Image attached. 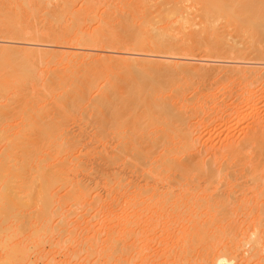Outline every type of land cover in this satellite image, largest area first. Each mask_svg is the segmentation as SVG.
<instances>
[{
	"label": "bare ground",
	"instance_id": "6f19581e",
	"mask_svg": "<svg viewBox=\"0 0 264 264\" xmlns=\"http://www.w3.org/2000/svg\"><path fill=\"white\" fill-rule=\"evenodd\" d=\"M0 34L67 45L0 40V264H264V70L183 63L264 61V0H0Z\"/></svg>",
	"mask_w": 264,
	"mask_h": 264
},
{
	"label": "rangeland",
	"instance_id": "374dc122",
	"mask_svg": "<svg viewBox=\"0 0 264 264\" xmlns=\"http://www.w3.org/2000/svg\"><path fill=\"white\" fill-rule=\"evenodd\" d=\"M0 40H2V41H3L2 43L5 44V45H9V46H10V44H11V45H14V46H16V47H22V48H23V47H24V48H25V47H29L28 45L35 46V45H33L34 43L42 44V48L46 47L45 49H48V48H49L50 50H51V49L53 50V47H54L55 50H57L59 47H60L59 49L62 48V50H63L64 48L67 47V45H65V46H64V45H63V46H62V45H61V46H60V45H59V46H56V45H54V43H53V44H52L51 42L48 43L47 41H45V43L41 41V42H29L30 44H27V42H26L27 40H26V41H23V40H19V39H16L15 43L12 44L11 42H9V39H8L7 37L3 36L2 34H0ZM15 44H16V45H15ZM25 45H26V46H25ZM55 47H56V48H55ZM84 48H85V49H84ZM86 49H87L89 52H90V51H91V52L94 51L93 53H94L95 55L97 54V55H106V56L117 55V54H116L117 52H122V51H123L122 49H118V48L113 49V50H112V49H106V48H105V49H104V48H97V49H99V50L92 48V49H93V50H92V49H90L88 46H86V47L83 46V47L81 48V50H84V51H85ZM87 50H86V51H87ZM110 50H111V51H110ZM124 51H125V50H124ZM152 54H153V55H152ZM159 54H160V53H154V51H153V52H151V55H152V56H149V57H152V58L154 59V57H155V58H159L158 56L165 55L164 53H161L160 55H159ZM186 57H187L188 59H184V60L181 59V60H179V61H181V62L184 61L183 63H187V65L189 64V65H193V66L195 65V66H196V65H198V64H201V62L204 60V61H203V62H204L203 65H205L207 68H213V69H214V67L216 66V68H215L216 70L219 69L218 66H220V67L222 66L221 68H223V70H225L226 68H227V69H229V68H231V67L233 68V66H234V67H235V66H236V67H240V66H241L243 69H245V68H246V69H249V67H250L251 70L254 69L253 67H255V68H256V67H259V70H260V69H261V70H264V61H263V60L259 61V60L252 59L253 61H252V60L249 61V60L247 59L248 61H247V60H244V61H243V60H230L229 58H217V59L214 58V59H210V60H212V61H209V62H208V61H205L206 58L204 59V57H203V56H200V54H199V55L196 54L195 56H194V55H193V56H192V55H190V56H185V58H186ZM202 57H203V58H202ZM150 59H151V58H150ZM161 59H162V58H161ZM182 60H183V61H182ZM205 62H206V63H205ZM261 62H262V63H261ZM227 66H228L229 68H228ZM245 66H246V67H245ZM224 67H226V68L224 69ZM241 67H240V68H241ZM247 67H248V68H247ZM260 67H261V68H260ZM252 68H253V69H252ZM256 69H257V68H256ZM181 77H182V75H179V76H177V77H174V80H172V82H174L176 85L178 84V86L187 85L188 83H190V82H192V81H195L196 84H198V86H199V84H200V85H201V84H202V85H203V84L205 85L206 83L208 84L209 82H212V84H210V85H214V83H213L214 80H213V81H209V80L207 81V80H206L207 77H204L205 79H204L203 77H202L201 79H200V78H194V79H193V78H191V79H190V78H184V79H180ZM156 79H157V78H156ZM168 80H169V79H168ZM170 81H171V80H170ZM205 81H206V82H205ZM207 84H206V86H207ZM202 85H201V86H202ZM208 86H209V85H208ZM260 103H263V104H259V106H260V105H264V98L262 99V102H260ZM262 107H263V108H262ZM262 107L260 106V107H258V109H259V112H260V110H261L260 113H263V115L260 114V113H258V112H257V115L260 114L261 116H264V110H263V109H264V106H262ZM260 108H261V109H260ZM262 110H263V112H262ZM260 115H258V116L261 117ZM245 120H246V118H245ZM245 120H244V121H245ZM247 120H248V119H247ZM233 123H235V122H233ZM233 123H231V124H233ZM213 126H214V124H213ZM213 126L211 125V129H210L211 131L208 130L209 132H212V133H211V134H210V133H207V134H208L207 136H208V137H210L209 135H211V137L213 136L212 138H213V139L215 138V142H216L217 139H218V142L220 141V139H219L220 136H221V139H222V138L224 139V137L226 136L225 134H227V135H228V134L232 135L231 133H233V135H235V133L237 132V130L239 131V129H236V127H235V129H230V130H228V131H230V133H228V132H227V129H229V128H233L232 125H229V124H228L225 128H221V129L219 128L220 130L223 131V132L220 131V133H219V130H218V131L216 130L218 127H217L216 129L214 128V130H213V129H212ZM229 126H230V127H229ZM227 127H228V128H227ZM232 130H233V132H232ZM214 131H216L217 134H218V133L220 134V135H219V138H216L217 135H215L216 132H214ZM221 133H222V134L224 133L225 136L222 135ZM237 133H238V132H237ZM201 134H202V135H201ZM212 134H214L216 137H215L214 135H212ZM200 136H203V132H202V133L200 132ZM222 136H224V137H222ZM208 137H207V138H208ZM220 142H221V141H220ZM218 145H219V143H218V144H215L214 146H212V147L214 148V150H215V148H216V149H219V148H218ZM215 146H216V147H215ZM209 149H210V148L208 147V150H207V149H205V150H206V152L208 151V153H209L210 155H212L213 153H217L216 150H215V151L213 150V151H214V152H213L212 149H211V150H209ZM209 151H210V152H209ZM217 151H218V150H217ZM211 152H213V153H211ZM242 252H244V251L242 250ZM211 262L214 263L213 260H212ZM209 264H211V263H209Z\"/></svg>",
	"mask_w": 264,
	"mask_h": 264
}]
</instances>
